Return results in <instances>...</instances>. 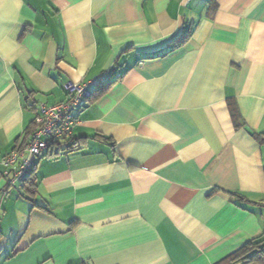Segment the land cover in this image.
<instances>
[{
  "label": "crops",
  "instance_id": "1",
  "mask_svg": "<svg viewBox=\"0 0 264 264\" xmlns=\"http://www.w3.org/2000/svg\"><path fill=\"white\" fill-rule=\"evenodd\" d=\"M102 76L36 192L10 188L40 104ZM257 239L264 0H0V264H230Z\"/></svg>",
  "mask_w": 264,
  "mask_h": 264
},
{
  "label": "built area",
  "instance_id": "2",
  "mask_svg": "<svg viewBox=\"0 0 264 264\" xmlns=\"http://www.w3.org/2000/svg\"><path fill=\"white\" fill-rule=\"evenodd\" d=\"M105 84V76L95 78L89 84L69 81L63 87L68 97L66 101L49 106L40 104L41 115L30 141L2 159L3 175L10 188L29 178L38 160L49 154L56 143L73 134L78 122L77 111L85 108L92 97L90 86Z\"/></svg>",
  "mask_w": 264,
  "mask_h": 264
},
{
  "label": "trees",
  "instance_id": "3",
  "mask_svg": "<svg viewBox=\"0 0 264 264\" xmlns=\"http://www.w3.org/2000/svg\"><path fill=\"white\" fill-rule=\"evenodd\" d=\"M190 30H186V32L181 35L179 39L176 40V45L181 46L183 45L190 37L191 33L189 32ZM174 47L176 46L175 43L173 44ZM106 85V84H105ZM37 123H33L30 128L28 129L35 132L37 129ZM69 149V147L67 148ZM36 168V165L34 167V170ZM34 173V171H33ZM32 175L27 178L25 181H23L21 184L25 183V186L28 188V192L34 193L36 192V188L38 186L37 182L35 181L34 178H32ZM19 184V185H21ZM18 185V186H19ZM12 188V187H11ZM263 241L260 239L253 240L251 242L246 243L244 246H242L238 251H236L233 255H231L229 258L225 260L226 263L230 264H237V263H242V264H264V244L262 243Z\"/></svg>",
  "mask_w": 264,
  "mask_h": 264
}]
</instances>
